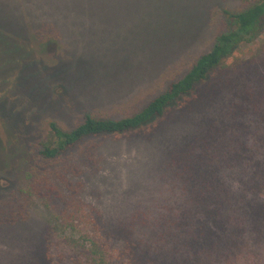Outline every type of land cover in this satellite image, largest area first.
I'll return each instance as SVG.
<instances>
[{"label": "rangeland", "instance_id": "obj_1", "mask_svg": "<svg viewBox=\"0 0 264 264\" xmlns=\"http://www.w3.org/2000/svg\"><path fill=\"white\" fill-rule=\"evenodd\" d=\"M257 1L0 0V41L11 35L21 43L0 45V264L87 260L79 229L60 222L64 198L35 197L20 207V189L33 182L34 168L51 176L64 165L79 169V176L68 178L83 185L78 197L84 210L101 213L112 241L131 237L145 247L167 245L182 168L192 160L199 165L195 157L205 136L228 122L248 67L212 78L159 124L85 140L54 166L38 158V145L51 139V122L71 130L88 114L122 118L138 112L231 30L225 11L238 13ZM49 26L60 39L47 45L40 31ZM252 45L245 60L259 51L255 45H264V34ZM262 48L250 66L252 80L264 71ZM58 187L65 197L71 193ZM245 257L240 264H264L263 251Z\"/></svg>", "mask_w": 264, "mask_h": 264}, {"label": "trees", "instance_id": "obj_2", "mask_svg": "<svg viewBox=\"0 0 264 264\" xmlns=\"http://www.w3.org/2000/svg\"><path fill=\"white\" fill-rule=\"evenodd\" d=\"M225 14L231 30L221 34L212 50L202 55L182 79L171 83L138 112L122 118L88 114L71 130L50 123L52 137L38 145L37 152L44 165L54 166L64 162L63 158L85 140L138 132L159 124L177 105L187 106L200 87L215 82L212 78L248 67L240 75L246 86L235 97L228 122L205 136L203 150L195 157L199 165L192 160L182 168L181 201L178 212L167 220L171 225L168 232L165 230L168 242L164 248L161 244L145 247L131 237L112 241L101 213L84 210L78 197L83 185H73L68 178L80 175L74 165H64L52 176L47 171L39 175L33 169L29 174L33 182L20 189V207L35 197L46 199L56 194L64 198L67 209L61 213L60 222L65 228L79 229L82 249L87 251L86 262L79 264H240L246 255L264 252V71L259 79L249 78L250 66L259 59L264 45H255L259 51L247 60L243 57L264 34V0L238 13ZM53 26L40 31L47 45L60 39ZM7 37L0 41L3 47L21 44L14 36ZM58 186L71 193L63 196ZM201 213L202 229L196 232ZM203 236L210 241H203ZM159 250L162 254L157 256Z\"/></svg>", "mask_w": 264, "mask_h": 264}]
</instances>
